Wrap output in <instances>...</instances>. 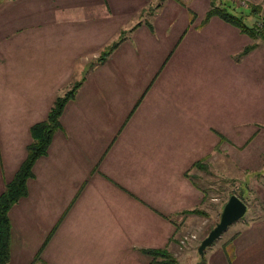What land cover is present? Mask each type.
I'll list each match as a JSON object with an SVG mask.
<instances>
[{
  "label": "crops",
  "instance_id": "0c3cea01",
  "mask_svg": "<svg viewBox=\"0 0 264 264\" xmlns=\"http://www.w3.org/2000/svg\"><path fill=\"white\" fill-rule=\"evenodd\" d=\"M210 5L211 0H0V195L27 156L32 125L46 119L82 69L130 28L107 60L80 79L61 129L34 165L27 194L11 208V264H169L140 249L185 254L175 239L195 233L198 221L197 213H181L202 200L186 172L203 158L170 157L181 129L180 106L194 114L208 111L222 93L233 108L226 128L240 130L238 137L249 141L256 128L264 139V40L218 16L203 25ZM253 43L257 47L241 55ZM174 59L184 65L179 80H194L193 90L179 96L165 88L163 74ZM123 64L134 66V74ZM136 65L143 68L136 71ZM244 81L252 91L233 93L234 82ZM207 127L205 138L224 142L221 133L227 140L223 129ZM251 222L234 234L232 256L225 249L211 251L213 264H247L249 250L264 246V224Z\"/></svg>",
  "mask_w": 264,
  "mask_h": 264
},
{
  "label": "rangeland",
  "instance_id": "374dc122",
  "mask_svg": "<svg viewBox=\"0 0 264 264\" xmlns=\"http://www.w3.org/2000/svg\"><path fill=\"white\" fill-rule=\"evenodd\" d=\"M222 1L219 0L218 2ZM224 1L229 2L239 10L255 5L260 9V16L264 17V0H246V4L242 2L243 0ZM151 9L153 8L151 7ZM144 14L143 18L148 19L147 15L150 14L148 10ZM140 19L141 17L137 20ZM249 22L254 23V18H249ZM129 29H127L126 35H129ZM259 49L261 51L262 47ZM128 52L122 48L120 53L123 54V57H128ZM138 57L141 56L138 55ZM175 60H172L171 65L163 71V74L167 79L165 83H168L165 88L171 94L179 96L180 93L185 92L186 94L187 91L193 90L194 80L192 77L188 79V82L185 78L179 80V74L182 72L184 65H179V63L174 62ZM119 67L124 70L131 68L132 73L135 72L134 66L130 67L123 64ZM142 68L141 65H136V71ZM89 69L88 65L84 67L82 69L84 73L82 72L78 79H81L87 72L86 70ZM158 84L159 79L157 78L154 88ZM242 85L240 86L239 82H234L233 93L243 92L244 88L247 91H252L251 83L244 81ZM253 87L256 88L254 85ZM160 89L157 86L156 91L159 93ZM231 91L232 89L229 88L228 96H230ZM225 99L222 93H219L217 104L212 103L208 111L200 113L196 111V114L190 113L187 107L184 109L180 106L179 108L178 120L181 129L178 139L175 142L171 140L173 143L170 145V157H200L207 165V168L192 165L186 172L189 181L201 189L202 200L197 208L204 210L205 214H197L194 217L198 221L194 224L195 233L192 231V233L180 235L175 239L178 249L182 248L185 252L184 255L175 256L179 264H213L211 262L212 250L221 249L223 251L225 249L228 255L232 256L235 251L233 248L235 244L233 241L234 234L247 222L252 221V227L254 225L253 221H261V224H264V139L262 141L258 139L256 128L250 129L251 135L255 132L250 141L251 137L249 139L238 137L240 130L228 129L231 121L229 112L233 108L228 103L223 102ZM252 100L253 98L250 100L251 104ZM209 125L223 129L227 134V140L220 142L219 138L215 140L212 135H208V139L205 138L204 133ZM226 125H229V127L226 128ZM262 134H264V128L259 137ZM213 142L214 144H212ZM231 192H237L245 197L248 210L241 219L231 224L215 242L208 246L202 255L199 252V246L219 222L223 207ZM189 223L192 224V220ZM244 260L247 264H261V262H264V246L259 243L258 250L251 248L245 255Z\"/></svg>",
  "mask_w": 264,
  "mask_h": 264
},
{
  "label": "trees",
  "instance_id": "16d2710c",
  "mask_svg": "<svg viewBox=\"0 0 264 264\" xmlns=\"http://www.w3.org/2000/svg\"><path fill=\"white\" fill-rule=\"evenodd\" d=\"M219 1V0H218ZM217 0H211V5L206 12L202 24H206L212 17L218 16L226 22L238 27L242 32L247 33L255 38H262L264 40V17L260 16V9L255 5H251L250 8L237 9L229 2H218ZM194 13L191 14V22L195 20ZM249 18H254V23L249 22ZM150 26H152L150 24ZM126 30H123L119 38L109 44L99 55L94 62L96 64L104 63L110 54L119 46V44L126 38ZM257 47L256 43L250 44L244 48L241 55L249 53L251 50ZM94 63H91L89 67H92ZM82 80L75 81L71 87L62 95H59L46 119L39 121L32 125L31 135L32 142L27 147V156L20 168L14 175L13 179L8 182L5 190L0 195V264H11V236H12V222L10 218L11 208L28 192V180L34 176V165L37 160L48 153L49 147L55 137L57 131L62 127L61 116L65 109L66 104L76 96L78 89L80 88ZM221 141L226 140V137L218 133ZM193 166L199 168H207L204 160L196 161ZM237 194L245 202V197L237 192H231ZM183 214H205V211L200 208L187 209L182 211ZM170 217V216H169ZM171 218V217H170ZM60 222V221H59ZM59 222L55 225L53 230L46 238L44 244L40 248L37 254V260H41V254L51 236L55 232ZM142 252L153 256H163L162 262L169 264H179L174 254L168 250V248H142Z\"/></svg>",
  "mask_w": 264,
  "mask_h": 264
},
{
  "label": "water",
  "instance_id": "95a60500",
  "mask_svg": "<svg viewBox=\"0 0 264 264\" xmlns=\"http://www.w3.org/2000/svg\"><path fill=\"white\" fill-rule=\"evenodd\" d=\"M247 210V203L237 194H232L223 207L219 222L202 240L199 246L200 254L203 255L206 248L215 242L231 224L241 219Z\"/></svg>",
  "mask_w": 264,
  "mask_h": 264
},
{
  "label": "built area",
  "instance_id": "2783aa9c",
  "mask_svg": "<svg viewBox=\"0 0 264 264\" xmlns=\"http://www.w3.org/2000/svg\"><path fill=\"white\" fill-rule=\"evenodd\" d=\"M242 2H243L244 4H246V0H243Z\"/></svg>",
  "mask_w": 264,
  "mask_h": 264
}]
</instances>
